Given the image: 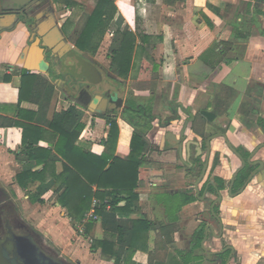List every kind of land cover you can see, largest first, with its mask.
I'll list each match as a JSON object with an SVG mask.
<instances>
[{
  "label": "crops",
  "instance_id": "0c3cea01",
  "mask_svg": "<svg viewBox=\"0 0 264 264\" xmlns=\"http://www.w3.org/2000/svg\"><path fill=\"white\" fill-rule=\"evenodd\" d=\"M67 1L76 5L68 8L79 7L76 0H50L56 9L50 19L43 17L40 9L24 16L7 13L0 6V185L12 196L26 200L23 204L31 208L35 228L60 251V257H67L74 264H115V259L100 246L103 243L114 251L119 245L116 234L106 232L101 217L96 214L93 202L97 205L98 199L92 200L83 220L76 223L58 204L55 186L39 196L43 204H31L26 191L15 180L23 165L15 157L22 149L23 130L18 123L43 130L28 134L27 139L40 136L38 146L51 150L56 159V175L63 170L61 158L53 151L49 123L54 113L80 104L70 80L74 67L69 53L79 51L68 39L74 24L64 28L67 19L58 9L67 7ZM92 1L94 5L88 14L96 4V0ZM113 1L117 10L115 18L121 16L122 29L134 34L136 40L127 78L113 80L118 84L142 82L148 74L141 78V69L150 65L151 70L148 86L136 88L135 99H123L127 109L130 108L127 101L144 109L142 121L147 126L140 129L145 143V164L135 190L138 208L116 216L122 220L147 221L151 225L146 250H136L131 264H225L229 251L215 261L211 259V252L220 245L234 248L228 264H264V174L257 175L234 199L223 192L221 206L214 211L222 221L224 235L218 241L209 235L203 244L202 227L210 225L217 234L218 225L210 217L208 207H203L186 190L195 180L186 178L183 167L187 158L197 163L195 147L189 148L188 157L186 144L195 141L207 152L208 139H211L209 168L199 188L208 179L211 168L210 178L222 177L227 181L231 177L239 163L232 149L244 159L252 154V160L264 162V2ZM106 33L110 45L112 34ZM79 52L100 70L90 54ZM53 56L64 58L56 68L50 66ZM106 60L112 75L107 56ZM23 73L44 76L53 86L54 93L44 113H37L39 106L28 102L24 91L20 101ZM154 85L156 93L151 88ZM164 86H167L166 95L159 90ZM110 87L109 91L119 96L115 86ZM82 107L84 129L75 146L100 156L105 151L109 132L102 117L104 109L101 107L96 112ZM127 109L107 115L118 126L115 154L120 157L128 154L134 131L126 120ZM7 119L14 124L9 126ZM158 120H168L165 130L159 129ZM164 131L169 133L172 142L168 146L163 143ZM181 136L179 146L176 143ZM41 169L38 166L33 171ZM196 172L194 169L193 175ZM38 185V182L30 185L28 191L36 193ZM159 194L179 198L173 214L169 204L158 200ZM125 203L121 201L118 207H124ZM206 215L210 217L207 221ZM88 223H93V227L85 234Z\"/></svg>",
  "mask_w": 264,
  "mask_h": 264
},
{
  "label": "trees",
  "instance_id": "16d2710c",
  "mask_svg": "<svg viewBox=\"0 0 264 264\" xmlns=\"http://www.w3.org/2000/svg\"><path fill=\"white\" fill-rule=\"evenodd\" d=\"M67 7L76 6L67 1ZM116 7L113 0H96L95 7L90 14L82 15V23L78 29L77 22L68 39L75 47L84 53L94 55L98 49L99 40L105 32L112 34L107 52L110 60V71L118 78H127L135 49V36L126 28L122 29L123 20L116 15ZM66 21L64 28L70 27ZM145 40V39H144ZM21 93L28 102H34L39 106L37 113H44L50 103L54 88L48 80L41 75H21ZM80 104L69 106L66 110L54 113L49 123V133L53 139V151L61 158L62 172L56 175L54 165L56 159L52 157V151L38 146L40 136L28 140V134L43 132L34 126L18 123L23 130L22 149L15 157L22 162V171L16 176L17 185L28 195L31 204H43L40 195L52 189L58 190V204L66 209L67 216L76 223H80L89 211L92 200L98 199L95 206L96 214L101 217L104 230L117 236V250L107 249L100 243L102 251L115 259V264H131V257L136 250H146V242L151 225L147 221H130L118 219L119 212H134L138 208V196L135 193L140 181L142 167L145 159L143 155L145 143L140 130L146 123L142 121L144 109L130 105L126 111V120L133 127L128 154L120 157L115 154L118 137V126L114 119L106 115L102 117L109 126L105 151L96 156L76 147L75 142L84 125L82 119L84 112ZM125 117V116H124ZM9 126L14 122L7 119ZM31 136V135H30ZM40 137V138H39ZM42 166L40 171L34 168ZM38 182L36 193L31 194L28 187ZM95 187V190H93ZM121 201H126L124 207H118ZM93 227L88 223L85 234ZM99 244V243H98Z\"/></svg>",
  "mask_w": 264,
  "mask_h": 264
},
{
  "label": "water",
  "instance_id": "95a60500",
  "mask_svg": "<svg viewBox=\"0 0 264 264\" xmlns=\"http://www.w3.org/2000/svg\"><path fill=\"white\" fill-rule=\"evenodd\" d=\"M30 0H14L15 8L19 9L24 7ZM259 2H264V0H259ZM70 61L74 64V70L72 72V76L76 79H84L88 82V85H97L100 84L102 81V74L101 72L93 65L86 62L82 59L81 54L77 50L70 51ZM79 98H83L80 102L82 106L87 107L90 111H101L99 107H97V103L101 101L103 107L105 109L106 103L113 104L116 109H127V106L123 105V100L118 97L116 93H110L107 99L102 98L101 96L97 95L93 99L90 93L84 89L79 94ZM103 111V108H102ZM181 140H177V145L182 144V136ZM211 139H208L205 142L206 149L211 148L210 146ZM197 142H191L190 144L187 143L185 146V152H187L189 157V146L197 147L198 153L196 155V159L201 155V148L198 147ZM209 150H207V154L205 155V167L200 174V176L196 179L195 183L193 184V192L194 197L197 202L201 203L203 207L209 205V212L210 217L218 224L219 232L218 234L214 233V229L210 225H205L204 227V240H207L208 234L211 235L212 239L215 241L220 240L222 237V221L214 211L215 207H220L222 199H223V192H225L226 196L230 199H234L240 196L251 183V181L257 175L264 174V162L260 160H252L253 155L250 154L246 159H244L240 154L234 152L235 156L237 157L239 163L235 167V171L231 178L225 181L222 177H218L221 180V183H216L214 181H210L209 179L203 183V191L201 193V188H199V184L204 179L205 169L208 163V156ZM179 158L181 161L182 154L179 153ZM201 158V157H200ZM188 159V158H187ZM15 212V211H14ZM208 215L204 218L207 221L210 218ZM9 244V251L4 247V252L6 256L9 257L10 264H65L61 260H56L53 257L47 255L43 252L39 246L33 241L30 235H22L18 236L13 233L10 234V237L7 240ZM227 251H230L229 257L225 264H228L231 258L233 257L234 249L226 248L220 252H216L213 254L215 259H219L222 255H224ZM215 261V260H214Z\"/></svg>",
  "mask_w": 264,
  "mask_h": 264
},
{
  "label": "flooded vegetation",
  "instance_id": "af4514ba",
  "mask_svg": "<svg viewBox=\"0 0 264 264\" xmlns=\"http://www.w3.org/2000/svg\"><path fill=\"white\" fill-rule=\"evenodd\" d=\"M0 6L2 7V9L3 10H5L7 13H11V14H14V15H24V16H27L28 15V12H32L33 10H35V9H40L41 11H42V15H43V17H45V18H47V19H50L51 17H52V15L54 14V11L56 10L55 9V6L53 5V4H51L50 3V0H30L24 7H21V8H19V9H17V8H15V5H14V0H0ZM63 31V30H62ZM71 53V52H70ZM70 53H69V56H70ZM81 57H82V59H84L86 62H88V63H90V64H93L97 69H98V67H97V65L92 61V60H90L88 57V59L86 58V57H84L83 55H81ZM64 59V58H63ZM63 59H58V57L56 56H53V58L51 59V67H53V68H56V67H58L59 65H60V63L62 62V61H64ZM73 67H74V64H73ZM99 70V69H98ZM100 71V70H99ZM70 80H71V83H72V85L74 86L73 88L75 89L76 88V90H75V96H76V99L78 100V102L80 103L81 102V100L83 99V98H79V94L81 93V91H83L84 89H86L89 93H90V95H91V97H92V99L95 97V96H97V95H99V96H101L102 98H105V99H107V97H108V95L110 94V93H113L112 91L110 92L109 91V88H112V87H108L107 89H98L97 91H96V93H93V92H91V89L94 87L93 85H88V82L86 81V80H84V79H76V78H74L73 76H71L70 77ZM78 86V87H77ZM108 90V91H107ZM119 97V96H118ZM97 105V107H99V108H101V107H103V104L101 103V101L99 102V103H97L96 104ZM103 109H104V107H103ZM119 109H116L115 107H114V105L113 104H109L108 102L106 103V106H105V109H104V113H102V114H104V115H109L111 112H115V111H118ZM149 119H152V118H149ZM168 123V120H162V121H160V120H158V122H157V126L159 127V129L161 128V129H163V130H165L164 129V127L166 126V124ZM171 139H170V135H169V133H167L166 131H164V134H163V143L165 144V146H168V145H170V144H172V142L170 141ZM193 142V141H192ZM195 142V141H194ZM187 145V144H186ZM198 145V147H200L201 148V155H200V157H198L196 160H197V163H195V162H193L192 160H190V158H188V159H186V162L183 164V167H184V170L186 171L185 173H186V178H187V176H188V178L190 177H192V178H194V180L196 181V179L200 176V174L202 173V171H203V169H204V167H205V161H204V158H205V155L207 154V152H206V150L204 151V149H202V147H201V144L200 143H198L197 144ZM192 145H190L189 146V148L191 147ZM195 147V146H194ZM232 151H233V153L235 152L233 149H232ZM195 157H196V155H197V153H198V150H197V147H195ZM237 153V152H236ZM209 157H210V151H209V156H208V163H207V167H206V169H205V174H204V179H205V176H206V173H207V171H208V168H209ZM194 169H197V172H196V174L197 175H193V171H194ZM212 168L210 169V174H209V177H208V179L210 178V175H211V172H212ZM233 175V174H232ZM232 175H231V177H232ZM231 177H229V178H231ZM203 179V180H204ZM208 179H206V181L208 180ZM214 181V182H216V183H219L220 184V180L218 179V177H215V176H213L212 178H210V181ZM195 181H194V183H195ZM203 182V181H202ZM201 182V183H202ZM227 182V181H226ZM193 183V184H194ZM193 184H191V185H187L186 186V190H189L193 195H194V192H193V190H192V188H193ZM202 191H203V185L201 186V193H202ZM7 201V199L5 198V197H3V195H2V193H0V205H2V204H4L5 202ZM206 207H208V209H209V205L208 206H206ZM15 210L13 209V208H10L7 212L5 211H3L2 212V219H3V227H2V230H1V232H0V264H10V262H9V257L8 256H6V254H5V252H4V247L7 249V251H9L10 252V250H9V244L7 243V240H8V238L10 237V234L11 233H13V234H15V235H18V236H22V235H30L31 236V238L33 239V241L39 246V248L43 251V252H45L47 255H49V256H51V257H53L54 259H56V260H60L59 258H57V257H54V255H52L49 251H47L46 249H44L43 247H42V245L41 244H39V242L37 241V239H36V237L31 233V231H29L24 225H21L20 223H16L15 221H14V219H13V215L16 213V212H14ZM216 223V222H215ZM218 225V224H217ZM204 227H205V225L202 227V231H203V233H204ZM222 228H223V225H222ZM218 229H219V226H218ZM218 232H219V230H218ZM223 232V231H222ZM218 234V233H217ZM223 235H224V232L222 233ZM209 235L210 234H208V237H207V240H209ZM222 235V236H223ZM211 236V235H210ZM220 239H222V237L220 238ZM206 240V241H207ZM206 241H203V244H204V242H206ZM226 248H232V249H234L233 247H231V246H226V247H221V245L219 246V248H217V249H215V251H213V252H211V259L214 261L215 260V258H214V256H213V254L214 253H216V252H220V251H222V250H224V249H226ZM231 252L229 251V254H230Z\"/></svg>",
  "mask_w": 264,
  "mask_h": 264
},
{
  "label": "rangeland",
  "instance_id": "374dc122",
  "mask_svg": "<svg viewBox=\"0 0 264 264\" xmlns=\"http://www.w3.org/2000/svg\"><path fill=\"white\" fill-rule=\"evenodd\" d=\"M79 3V7L77 8H68V7H59L58 9L62 12V15L65 16V18L67 19V21H69L70 25L76 24L77 22V26L78 29L81 26L82 23V15L83 14H88L93 5H94V1L92 0H76ZM70 28V27H68ZM109 36L108 34L105 32V35L102 36L101 40H99V44H98V49L96 51V53L94 55L90 56L97 62L100 71L102 72V81L100 84L94 85V87L91 89V92L96 93V91L99 89H107L109 86H115L114 88H116L118 90L119 96L121 97V99H135L133 94L136 90V88H140L143 86H148L147 85V81L148 79H150L149 77H151V70H150V65H147L145 68H142V77H145L147 74V78L139 81L138 83H115V81L113 79L116 78V76L114 74H109L108 72V62L106 60V54H107V50H108V45H109ZM145 74V76L143 75ZM141 80V79H140ZM144 83V84H143ZM78 87V86H77ZM154 92L156 93V85H154L153 87ZM159 90H162L163 94L166 95L167 92V86H164L163 88H160ZM154 100V98H153ZM144 105L146 104L145 102H142ZM127 105H133V103L131 101H127ZM86 110V109H85ZM128 111V109L126 110ZM1 185H0V189H1ZM2 190V195L3 197H5L7 199V201L0 205V232L2 230L3 227V219H2V212L4 211H8L10 208H13L15 210V214L13 215V219L16 223H20L21 225H24L29 231H31V233L36 237L37 241L39 242V244L42 245V247L44 249H46L47 251H49L52 255H54V257L59 258L62 262H64L65 264H74L73 262L69 261L67 259V257H60V251L56 249V247L52 244V242L48 239H46L44 237V235L42 233H40L34 225V220L32 217L31 213V208L28 205H25L23 203L26 202L25 199H18L15 196H12L10 194V192H8L7 190L1 189ZM158 200L162 203H164L165 205L170 206L171 208V213L173 214L175 212V209L177 208V205L179 204L178 201V197L175 198H171L166 194H159L157 196ZM34 215H36L34 213ZM172 264V263H171Z\"/></svg>",
  "mask_w": 264,
  "mask_h": 264
},
{
  "label": "built area",
  "instance_id": "2783aa9c",
  "mask_svg": "<svg viewBox=\"0 0 264 264\" xmlns=\"http://www.w3.org/2000/svg\"><path fill=\"white\" fill-rule=\"evenodd\" d=\"M95 205H96V201L93 202V206H94V207H95Z\"/></svg>",
  "mask_w": 264,
  "mask_h": 264
}]
</instances>
